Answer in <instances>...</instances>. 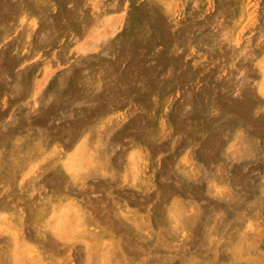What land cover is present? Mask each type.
Masks as SVG:
<instances>
[{
    "label": "rangeland",
    "instance_id": "1",
    "mask_svg": "<svg viewBox=\"0 0 264 264\" xmlns=\"http://www.w3.org/2000/svg\"><path fill=\"white\" fill-rule=\"evenodd\" d=\"M0 264H264V0H0Z\"/></svg>",
    "mask_w": 264,
    "mask_h": 264
},
{
    "label": "bare ground",
    "instance_id": "2",
    "mask_svg": "<svg viewBox=\"0 0 264 264\" xmlns=\"http://www.w3.org/2000/svg\"><path fill=\"white\" fill-rule=\"evenodd\" d=\"M87 68V67H86Z\"/></svg>",
    "mask_w": 264,
    "mask_h": 264
}]
</instances>
